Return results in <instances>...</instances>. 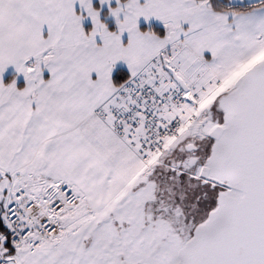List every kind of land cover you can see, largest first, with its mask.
I'll list each match as a JSON object with an SVG mask.
<instances>
[{"label":"snow or ice","instance_id":"6c2138e0","mask_svg":"<svg viewBox=\"0 0 264 264\" xmlns=\"http://www.w3.org/2000/svg\"><path fill=\"white\" fill-rule=\"evenodd\" d=\"M0 264H264V0H0Z\"/></svg>","mask_w":264,"mask_h":264},{"label":"crops","instance_id":"0c3cea01","mask_svg":"<svg viewBox=\"0 0 264 264\" xmlns=\"http://www.w3.org/2000/svg\"><path fill=\"white\" fill-rule=\"evenodd\" d=\"M142 26H145L147 28L149 27H156L160 30V32L162 33L163 32V26L162 25H155V24H152L151 26H146V25H142ZM141 27V26H140ZM142 30V29H141ZM16 78L17 80V87L18 88H22L24 87V80H23V77L20 76V77H16V74H15V71H14V68H12L11 66L6 70V72L4 73L2 79H3V82L5 84L7 83H10L12 81L13 78ZM8 78V82H7V79Z\"/></svg>","mask_w":264,"mask_h":264},{"label":"rangeland","instance_id":"374dc122","mask_svg":"<svg viewBox=\"0 0 264 264\" xmlns=\"http://www.w3.org/2000/svg\"><path fill=\"white\" fill-rule=\"evenodd\" d=\"M152 24H155V25H162L160 22H158V21H156V20H151L150 22H149V24L148 25H146V26H151ZM142 25H145L144 24V22L141 20V23H140V26H142Z\"/></svg>","mask_w":264,"mask_h":264},{"label":"trees","instance_id":"16d2710c","mask_svg":"<svg viewBox=\"0 0 264 264\" xmlns=\"http://www.w3.org/2000/svg\"><path fill=\"white\" fill-rule=\"evenodd\" d=\"M151 28L154 29L156 32L161 33L160 30H159L158 28H156V27H151ZM141 29H142V30H147L148 28L145 27V26H141ZM6 80H7V82H8V78H7Z\"/></svg>","mask_w":264,"mask_h":264}]
</instances>
